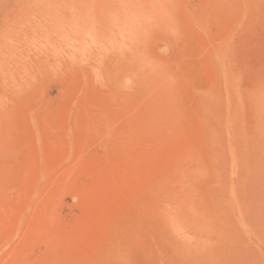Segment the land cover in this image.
Segmentation results:
<instances>
[{"label":"rangeland","instance_id":"rangeland-1","mask_svg":"<svg viewBox=\"0 0 264 264\" xmlns=\"http://www.w3.org/2000/svg\"><path fill=\"white\" fill-rule=\"evenodd\" d=\"M0 264H264V0H0Z\"/></svg>","mask_w":264,"mask_h":264},{"label":"bare ground","instance_id":"bare-ground-1","mask_svg":"<svg viewBox=\"0 0 264 264\" xmlns=\"http://www.w3.org/2000/svg\"><path fill=\"white\" fill-rule=\"evenodd\" d=\"M159 2H161V1H159ZM163 3V2H162ZM160 4V3H159ZM161 5V4H160ZM163 5V4H162ZM161 7V6H160ZM163 7V6H162Z\"/></svg>","mask_w":264,"mask_h":264}]
</instances>
